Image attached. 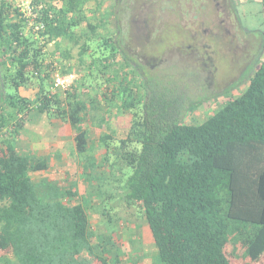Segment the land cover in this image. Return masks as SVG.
<instances>
[{"label": "trees", "instance_id": "16d2710c", "mask_svg": "<svg viewBox=\"0 0 264 264\" xmlns=\"http://www.w3.org/2000/svg\"><path fill=\"white\" fill-rule=\"evenodd\" d=\"M84 1L91 0H32L38 14L35 24L44 25L37 34L11 0H0V68L13 69L11 86L16 92L26 86L45 87L39 90L38 111L70 125L76 156L87 154L96 140L109 169L131 170L126 207L142 213L161 264H246L237 256L241 248L248 264H264V57L241 95L206 121L188 124L181 98L168 89L149 87L145 78L141 87L132 85L141 67L116 35L100 36L101 27L82 16L78 6ZM261 3L264 12V0ZM97 37L102 103L80 98L75 83L65 92L52 91L54 78L68 72H59L47 60L48 44L55 42L59 50L68 40L78 45L85 39L79 53L83 63L91 52L88 43ZM6 98L12 119L28 115L30 101L19 95ZM116 98L119 107L113 105ZM104 104L131 117L124 137L115 136V121L109 116L100 118ZM23 121L15 123L12 136L18 135ZM2 122L0 117V128ZM3 145L0 264H119L118 257H111L119 251L114 238L96 240L79 188L34 182L30 173L49 170L48 161L20 155L11 140ZM80 164L83 180L102 175L94 172L103 168L97 158ZM80 194L81 203L73 204Z\"/></svg>", "mask_w": 264, "mask_h": 264}, {"label": "rangeland", "instance_id": "374dc122", "mask_svg": "<svg viewBox=\"0 0 264 264\" xmlns=\"http://www.w3.org/2000/svg\"><path fill=\"white\" fill-rule=\"evenodd\" d=\"M214 3L211 5L204 0H91L79 3L78 10H81L82 16L88 22H94L101 27L100 36L116 35L124 52L141 67L140 71L134 73L132 85L141 87L142 79L145 78V83L157 91L159 88L160 91L168 89L173 97L176 95L181 98L184 106L188 108L183 113L184 121L196 124L213 116L230 98L241 95L264 57V12L261 0H228V10L223 12H217ZM229 13L232 14L229 16ZM222 19L227 24L225 30L220 31L217 27ZM134 23L145 29L139 37L136 29L131 31ZM179 26L193 34L201 33L203 42L188 40L189 36L183 34V29H179ZM171 29L175 32L171 36L176 40L172 44L170 41L163 43L162 41L169 40ZM149 31H153V34H149L148 39ZM79 34L82 35L83 30ZM157 36L161 37L160 40L156 39ZM83 40L78 45L68 40L62 43L59 50L56 43L51 42L46 48L47 60L54 62L59 72L69 73V69L71 70L80 98L91 97L102 103V96H99L104 90V76L100 75L103 68L99 63L101 53H95L101 39L93 38L88 43L91 52L80 63L79 53ZM64 52L68 53L69 58L61 56ZM1 56L3 55L0 54ZM95 60L97 63L94 66L92 62ZM112 72V69L106 71L109 75ZM12 75L13 69L5 66L0 68V90L4 92L2 103L7 95L18 96L10 83L9 78ZM83 85L86 86L81 87ZM120 103V98H116L113 105L119 107ZM113 105L110 109L104 104L99 110L100 118L109 116L111 122L115 121L111 124V128L116 131L115 136L124 137L129 130L131 117L124 111L116 114L117 109ZM191 107L194 110L189 109ZM18 119L16 115L13 118L15 121ZM62 121L66 123L65 120ZM107 133L110 134V131L107 130ZM96 135L92 133L94 139ZM68 146L65 149L66 154H61V148L55 145L46 155L48 163L53 164L54 169L56 166H70L71 162L80 164L79 162L97 157L103 167L94 171L102 172L99 179H92L95 180L94 186L80 187L84 191L82 204L89 209L96 240L105 235L106 238L107 235L114 238L119 251L112 253L111 257H118L121 261L119 264H161L142 213L135 206L126 207V181L131 170L125 168L121 173L117 168L109 169V165L103 163V155L98 154L101 145L96 140L84 156L68 154L73 152V144ZM80 171L84 175L83 170ZM69 173L73 180L77 178L73 175L74 168ZM55 177L57 175L53 172L45 178L50 180ZM61 178L66 176L60 174L56 181L66 188L68 182ZM71 183L73 182L69 184ZM78 202L81 203L77 199L73 204ZM245 250L241 248L237 256L241 261L247 260L245 263L248 264L249 257Z\"/></svg>", "mask_w": 264, "mask_h": 264}, {"label": "crops", "instance_id": "0c3cea01", "mask_svg": "<svg viewBox=\"0 0 264 264\" xmlns=\"http://www.w3.org/2000/svg\"><path fill=\"white\" fill-rule=\"evenodd\" d=\"M61 56H63V53L61 54ZM37 88L38 87L32 88L30 86H26L20 88L18 91V95L30 101L31 105L29 106L28 115L19 114L17 116L19 118L18 120H24L22 123L23 127L19 130L17 136H12L10 133H13L14 125L18 120L15 121L12 119V111L7 105L8 99L6 98V100H4L5 102L2 103L4 92L2 93V91L0 90V117L4 118V122H2L3 127L0 128V154L4 149H6L3 145V142L5 140H11L16 151L20 155L27 156L31 159H34L35 161H38L40 159L48 160L46 155L49 154L51 147H54L55 145L61 148V154H66L65 149L69 148L68 145H71L72 143L73 152L71 151L68 154L72 155L75 153V134L72 131L70 125L67 122L63 123L62 120H59L57 118H50L48 114H43L38 111L39 90H42V88L45 89V87H41L40 89ZM1 104H3V106H1ZM9 117L11 118L8 119ZM60 129L62 133L59 132ZM98 154H102V149H100V152ZM79 165L80 164L78 163L74 164L73 162H71L70 166L64 164L63 166H56V168L54 169L53 164H49V170L44 172H32L30 173V177L34 182L37 181L36 183H41L40 181L50 183L57 182L56 180L58 175L64 174L66 178H61V180H63L64 182H68V184L66 185V189L75 186L79 188V192L83 195L84 191L82 192L81 188L84 186H94L95 181L91 179L87 180L86 178V180H83L85 174L82 175V172L80 171L82 170V167H80ZM71 168H74L73 175L77 177L75 180H73L70 176L69 171L71 170ZM53 172H55V175H57V177L50 180H48V178H45L47 175H51ZM70 182L73 183L69 184ZM76 185H78L79 187ZM63 188L65 189V187ZM81 194L75 199L76 201L77 199H80Z\"/></svg>", "mask_w": 264, "mask_h": 264}, {"label": "built area", "instance_id": "2783aa9c", "mask_svg": "<svg viewBox=\"0 0 264 264\" xmlns=\"http://www.w3.org/2000/svg\"><path fill=\"white\" fill-rule=\"evenodd\" d=\"M14 4V7L19 9L25 17L29 19V27L38 34L44 29L43 24H35L36 17L38 14L35 12L34 7L32 6V0H11ZM43 40V39H42ZM75 76L72 75H61L58 74L52 83V91H67L74 84Z\"/></svg>", "mask_w": 264, "mask_h": 264}, {"label": "flooded vegetation", "instance_id": "af4514ba", "mask_svg": "<svg viewBox=\"0 0 264 264\" xmlns=\"http://www.w3.org/2000/svg\"><path fill=\"white\" fill-rule=\"evenodd\" d=\"M171 1H176V0H171ZM177 1H180V0H177ZM205 2H210V4L212 5L213 4V2H215L214 3V6H215V9H216V11L218 12V11H220V12H223V11H225V10H228V7H229V5H228V0H204ZM225 13V12H224ZM223 13V14H224ZM232 13H229V16L231 15ZM229 16H227L228 18H229ZM135 24V23H134ZM225 24H227L226 22H225V20L224 19H222L221 21H220V23H219V26L217 27V28H220V31L221 30H225V28H226V26H225ZM135 26H136V28H135ZM231 26V25H230ZM134 29H136V31H137V33H138V37L140 36V34H141V32L142 31H145V29L144 28H142V27H139L138 26V24L136 25H134L132 28H131V31L132 30H134ZM179 29H183V27H180L179 26ZM184 30V29H183ZM182 30V33L184 34V33H186L189 37H188V40H197L196 41V43H202L203 41H202V39H203V37H201V33L200 34H193V33H190V31H183ZM154 31V30H153ZM153 31H149V32H147L148 33V39H149V34H153ZM173 31H176V30H173ZM177 32V31H176ZM172 33H174V35H175V32H172V29L170 30V32H169V40H165V41H162L163 43L164 42H171V44H172V41H174V40H176L175 39V37L172 35L171 36V34ZM177 35V34H176ZM212 37L213 36H215V35H211ZM216 36H219L218 34L216 35ZM160 38L161 37H159V36H157L156 37V39H158V40H160ZM165 39V38H164ZM220 39V38H219ZM204 40V39H203ZM208 39H206V41H207ZM202 41V42H201ZM161 42V43H162ZM264 49V48H263ZM237 68H238V66H237ZM240 78H241V75H240Z\"/></svg>", "mask_w": 264, "mask_h": 264}]
</instances>
